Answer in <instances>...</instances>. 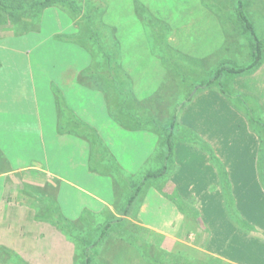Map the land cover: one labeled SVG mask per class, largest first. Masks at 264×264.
Instances as JSON below:
<instances>
[{
  "label": "crops",
  "instance_id": "1",
  "mask_svg": "<svg viewBox=\"0 0 264 264\" xmlns=\"http://www.w3.org/2000/svg\"><path fill=\"white\" fill-rule=\"evenodd\" d=\"M222 1L225 7L229 6L228 0ZM249 1L245 4L247 14L253 4L251 0L249 5ZM141 2L149 6L148 0ZM189 3L199 8L190 12V21H175L180 13L175 7L181 9L178 3L171 6L175 16L167 17L166 23L171 28L168 41L173 49L187 48L180 42L181 38L185 41L191 38L206 50L198 55L194 49L188 57L192 61H203L221 51L223 36L229 38L234 33L236 38L245 39V32L236 31V22L223 23L217 15L219 12L211 5L202 4V0ZM214 16L218 22L212 21ZM44 19L40 26L42 32L48 25L47 16ZM260 21L264 32V19ZM202 24L205 28L200 30ZM107 25L115 29L126 80L112 81L111 74L94 72L92 55L72 40L74 36L64 33L65 37L59 40L60 33L53 29L43 37L41 33L32 36L30 33L25 39L24 36L10 38L9 48L0 47V150L7 162L0 173V248L14 250L21 257L25 253L22 259L26 263L75 264L79 254L77 246L51 223L54 214L50 208L56 204L58 215L72 224H102L104 228L115 223L103 236L99 233L98 243H103V247L93 248V264H151L141 248L143 245L148 250L150 244L158 249L165 246L164 249L179 256L185 249V256L205 254L227 263L263 264L264 227L259 228L263 230L262 235L258 230L244 231L232 220L229 203H225L228 192L243 220L264 226L263 141L252 129L247 115L232 108L230 100L221 92L203 89L192 95L183 105L192 106L183 109L185 114L179 126L199 134L212 152L204 146L187 147L181 143L186 139L177 136L180 142L174 145L173 157L165 171V135L151 122L156 120L154 124L163 130L168 121L142 117L149 111L144 107L147 99L157 93H151L149 85L152 90L159 88L168 75L166 70L160 82L154 74V66L158 64L163 69L165 60L148 50L145 56L134 57L128 40L134 42L137 36L128 35L126 46L114 24ZM258 36L264 40V36ZM3 51L18 65L27 63L31 72L26 81L15 79L18 71L6 69L9 65L4 63ZM55 51H60L61 55L55 56ZM44 61L47 62L44 64ZM157 73L160 76L162 71ZM250 75L256 81L259 79L257 85L248 87L246 79L250 76L242 75L238 76L240 87L232 88L236 94L254 101L264 115V98L261 97L264 96V62ZM36 78H40L41 83ZM116 84L121 86L126 104L113 102L110 93L116 91ZM44 89L48 99L46 116L50 118L46 127L50 129L43 128L37 111L38 93ZM23 92L28 93L30 102L21 101ZM106 92H110L108 96ZM249 104L252 106L251 102ZM176 106L173 104L172 109L178 108ZM215 110V116L221 121L218 128L212 120L213 114L201 119L205 112ZM18 111L30 112L31 119L27 121L25 114H17ZM9 124L29 128L18 136L7 137L3 129ZM229 127L234 128L233 139ZM232 140L243 144L236 147ZM180 146L187 149L184 157L190 162L184 163ZM21 156L27 161H22ZM160 171L163 174L157 179L147 180L149 173ZM198 219L205 222L201 228ZM121 222L134 230L124 234V227H118ZM200 238L207 240L198 247ZM141 240L144 242L139 243ZM232 247L244 252L254 249L251 251L254 255L250 254L244 261ZM251 259L255 262L249 261Z\"/></svg>",
  "mask_w": 264,
  "mask_h": 264
},
{
  "label": "rangeland",
  "instance_id": "2",
  "mask_svg": "<svg viewBox=\"0 0 264 264\" xmlns=\"http://www.w3.org/2000/svg\"><path fill=\"white\" fill-rule=\"evenodd\" d=\"M149 2V6H145L141 0H103V2L107 5L106 10L104 11V13L101 15L100 12H98L95 16H94V20H99L100 16L102 18V21L104 23L107 24H114L117 34L120 37V40L123 39V44L126 45L125 39L128 38V35L131 34H135V36H137V40L134 42H131L130 40H128L129 44L131 45V47L129 48L131 50V54L135 53V56L133 54L134 57L137 58H141L143 56H145L147 53L146 51L148 50V52L151 51V53L154 54H159L160 56H162L166 61H167V57H171L168 56V54H166L167 57L164 56L162 51H167L165 47L171 46L168 39V34L170 33V26L168 25L167 22V17L170 19V16L173 15V17L175 16L174 14V8L175 7V3H178L181 7V9H179V7H175L176 10L178 12H180L178 15H176V19L175 21H179L180 22H188L190 21V12L191 11H199V8H196L197 6H192L195 3L190 4L189 1L190 0H148ZM194 2H197L196 0H191ZM236 1L237 0H231V4H230V0H228L229 6L226 5V8L223 9V15H224V20H226L227 18H229V16H233L234 21L236 22L237 25V32L238 33H242L245 32V29L242 25V23L239 21L238 19V12L236 9ZM253 1V4L250 5V3ZM250 0L249 1V7H248V17L250 18V20L253 22V25L255 27L256 32L259 31L257 34L260 36H264V32H263V28H262V23L260 20L264 19V0ZM213 2H215L214 0H202V4L207 5V4H214ZM216 4L212 5L211 7L215 10H217V12H219L218 7L216 6ZM159 6V8H158ZM84 7V4H83ZM194 9H193V8ZM229 8V9H228ZM204 11V8H202ZM201 10V9H200ZM161 11V12H158ZM229 12V13H228ZM61 13H64L63 11L59 10V9H55V8H50L44 11V14H42V16H40V19H42V22L45 20V16H47L46 23L47 28L45 32H42V28L40 30L38 29H34L32 32L30 31L28 34L23 35L24 39L27 38V35H29L31 33V36L33 34H39L40 35L45 36L48 35L49 32H51V30H55L56 33H60V35L57 36V39L61 40V38H63V34L66 33L67 35H73L76 34L78 31L82 32V20L83 18L81 17V15H75V18H69L67 17V15L64 13V15H62ZM222 15V12H219ZM61 15V16H60ZM189 17V20H187V18ZM179 18V20H178ZM215 18V19H214ZM214 18L212 19L213 22H216L217 16H214ZM223 20V18H222ZM172 21L170 20L169 24ZM218 22V21H217ZM223 23H225L223 21ZM261 23V24H260ZM1 24V23H0ZM41 26V23H40ZM205 26L204 24H202L199 29L202 30L204 29ZM115 30V29H114ZM87 34V33H86ZM13 37H20V36H16L15 34V28L13 27L12 24H1L0 25V47L3 46L5 48H9L8 44H9V40L10 38ZM40 37V38H42ZM260 38V37H259ZM4 39V40H3ZM37 40H39V37L37 38ZM54 40H56L54 38ZM87 40V38H86ZM191 38L189 39V41H185L181 38V43L183 45H186L187 48H179L178 49H174V51L176 52V55H172V59L170 61H176V63H174L175 65H178V68H180L181 73L184 75L183 79L181 78V76L174 74L173 70L170 69L171 67L167 66V64L165 65V67L162 69V67H158V64L156 66H154V74L159 78L160 82L161 80L164 78L165 72L166 70L168 71V75H165L166 78H164L163 84H161V86L159 88L153 89L151 88V86L149 85V91L152 92H156L154 95H151V99H147L146 104H144V107L148 108L149 111L148 113L144 114L145 117L148 116H152V117H156L158 118V120H160L161 122L164 121H169L170 118L172 119V116L174 114V110L172 109V105L175 104L177 105L176 107H179L178 110H180L177 115H178V120H180V118H182L184 116V108H189L190 106H184L183 105L187 102L186 100L188 99V96L191 94V96H195L198 93H201L202 89L200 88L201 85L204 84V82L209 81L210 79H212L215 75L216 70L220 67V66H228V67H233L236 68V66L238 67H242V66H246V64L248 63V61L250 62V54L249 52H251L252 46H251V39L248 35H246L245 39H241V38H236L234 33L229 35V38H226V35L223 36L222 38V45L224 46L221 51L219 53H215L213 56L208 57L203 59V61H192L190 59V57H188L187 54L191 55V52L194 51V49H196V53L198 55H201L200 52L202 50H206V48H202L200 47L199 44H197V42L195 40H191ZM35 41V39L33 40ZM81 41V40H80ZM194 41V42H193ZM55 42V41H54ZM81 44V45H80ZM80 46L87 49L86 46L92 44V42H88L85 40H82L80 42ZM196 44V48L195 47ZM237 44V45H236ZM57 45L55 44L54 47H56ZM127 46V45H126ZM138 47V48H137ZM147 47V48H146ZM234 48H236L235 51H237V53H235ZM44 48H41L40 50H43ZM137 50V51H136ZM232 50V51H230ZM136 51V52H134ZM139 54H142V56H140ZM43 56L46 55V52H43L42 54ZM55 56L57 55H61L60 51H55L54 53ZM2 58L4 59V63L5 65L8 64L9 66H7L6 69L9 70H16L18 71V73L15 75V79L19 78L20 81H26L27 77L29 76L31 70L29 69V66L27 65V63L25 62L24 64H21L15 60V59H8V53L6 51H3L2 53ZM178 58V59H177ZM248 58V61H246V59ZM141 60V59H140ZM246 61V62H245ZM47 61H44V64ZM51 62V61H48ZM151 62V60H150ZM264 62V61H263ZM225 63V64H223ZM145 64V63H144ZM263 64V63H262ZM17 65V66H15ZM145 65H149L148 63H146ZM193 67V69L197 68L198 72L197 73H193L191 71V68ZM4 69V68H3ZM192 69V70H193ZM211 69V70H210ZM160 70L162 71V73H160V76H158L157 72H160ZM93 71L95 72V70L93 69ZM99 71V69L97 70ZM96 71V72H97ZM148 71L152 72L153 69H149ZM210 71V72H208ZM19 72H23L22 74H20ZM154 74H152V76H154ZM191 74V75H190ZM251 73H246L244 75H246L248 79H246V83L247 85H249L248 87H253L254 85H257V81H259V79H256L252 76L251 77ZM151 76V75H149ZM242 76V75H241ZM36 77V76H35ZM264 77V76H262ZM13 79V80H15ZM37 82L40 81V78H36ZM35 79V82H36ZM239 79H238V75H234V73H229V72H225L223 73L221 79L219 82H215V84L212 86L213 90L212 92H221V90L223 91H230L231 88L234 85H238L239 86ZM41 83V81H40ZM40 83L38 85V87L40 88ZM36 85V83H35ZM155 85H157V83H155ZM195 85V86H193ZM37 86V85H36ZM240 87V86H239ZM33 88V87H32ZM233 89V88H232ZM234 90V89H233ZM252 90V89H249ZM44 91H46L44 89ZM39 90L38 93V101H39V107H37V111L40 115V117L42 118V123H43V128L44 129H50L47 128L46 125L48 126L50 123V118H47L46 116V107L48 106L47 104V91L44 92ZM253 91V90H252ZM43 92V93H42ZM15 93V92H14ZM259 95V94H258ZM21 101L23 99L28 100V102H30V96L28 95L27 92H23L22 95H20ZM264 98V96H261ZM245 100V99H244ZM185 101V102H184ZM246 101V100H245ZM231 104L233 105L232 108H234L235 110L237 109L238 111H240L235 105L236 100L233 99L232 101L230 100ZM235 104V105H234ZM252 106H254V104L252 103ZM143 107V105H142ZM183 107V108H182ZM255 107V106H254ZM185 108V109H186ZM176 110V109H175ZM236 110V111H237ZM183 111V112H182ZM3 113V112H1ZM15 113V112H14ZM206 115L202 116L201 119H205L210 113L211 115L213 114L214 118L212 119L215 122V126L216 128L220 127V122L217 118V116H215V114L217 113L216 110L214 112H205ZM241 113L243 115H246L245 113H243L241 111ZM17 114H25L24 118H26L27 121H29V119H31L30 117V112H21L18 111ZM118 114H120L118 112ZM182 116V117H181ZM114 117H116L114 115ZM22 118V117H21ZM23 118V119H24ZM224 120H227V118H223ZM222 120V121H224ZM14 124H9L6 125L5 128L3 129V132H6L5 135L8 137L9 135H20L19 133H21L22 130L27 129L29 127H24L21 125V127H13ZM230 130L229 135L231 136V139H233V137H235V133H234V128L233 127H229L228 128ZM215 130V129H213ZM136 134V133H135ZM176 136H178L180 139H186L185 142H181L183 143L185 146H198V147H203L205 145V141L201 138V136H199V134H197L195 131L193 130H184L183 127H179V130L176 133ZM233 141V140H232ZM180 140H176L175 144L179 143ZM243 143H241L242 145ZM233 145L236 147H240L241 145H239V143L233 141ZM55 149H57V151H59V147L55 146ZM187 149H185L184 146H180L179 152L181 153V156L183 157L182 159H184V163L185 161H189L187 160V156L184 157L185 152ZM51 154V153H50ZM201 158L200 156H198V159ZM20 159L22 161H27V159L23 158V156L20 157ZM190 162V161H189ZM227 198H225V203H227ZM233 204H234V210L235 212H237V206L234 200H232ZM229 210V209H228ZM238 214V212H237ZM239 215V214H238ZM198 223H199V228H201L202 225H205V222L203 220L198 219ZM102 225V224H101ZM100 225V226H101ZM112 226L115 225V223H111ZM75 226V230H78L79 232H81L80 234L84 236L83 240H79V242L82 244H78L73 238H69L67 237L70 242H72L73 245L80 246V248L82 249V247H86V249H92L93 248H102L103 247V243L102 244H97L94 245V240L99 238V233L102 234V230L100 229V227H97V229L93 228V225L90 223H80L78 226H84L83 228H78ZM85 226H87L88 228H86ZM124 227L123 228V233H127V232H131L132 230H134V228L132 226H130L129 224H124L123 222L118 224V227ZM251 227H254L256 229V231L258 230V232H262L263 230H260V227H264L262 225H260L259 223H255V224H251L249 225ZM91 228H93L94 230H92ZM130 229V230H129ZM201 232V231H200ZM261 234V233H260ZM199 235L203 236V233H200ZM262 235V234H261ZM206 236V235H205ZM89 238L90 240H87L85 238ZM207 239L206 238H200L198 239V247L203 246L202 243H205ZM233 240V239H232ZM96 241V240H95ZM108 240H105V242H107ZM144 241L141 240L139 243H143ZM195 241H193L194 243ZM150 248L147 250L144 248L143 245H141V248L143 249V252L147 254V256L149 257V259L154 262V263H164V264H169L171 259H174V257L179 256V254H175L172 251L167 250V248L164 249L165 246L161 245V248H154V246H152V244H150ZM163 247V249H162ZM175 247V246H174ZM2 248V247H1ZM0 248V264H22L21 262H24V260L22 259L23 257L25 258V253L24 255H22V257L20 256V254L14 253V250H10V252L4 253L6 251H4L3 249ZM7 249V248H6ZM232 250L236 253H240L242 256V260H248L253 252L254 249L251 250H245L241 251L240 249L238 250L237 248L232 247ZM182 255H184L183 253H185V249L183 251H181ZM18 255L19 259H21V261L16 260L14 263V259H13V255ZM191 256V258L193 257H198L199 259H207L210 258V255H205V254H199V255H189V257ZM80 257V254L78 256V259ZM171 258V259H170ZM212 258V257H211ZM215 258V257H213ZM39 259V257H38ZM162 261H160V260ZM249 261H254V260H249ZM255 262V261H254ZM227 263V262H225ZM26 264H31V262H27ZM32 264H36V262L32 263ZM58 264V263H57ZM227 264H235L234 262H230ZM264 264V263H263Z\"/></svg>",
  "mask_w": 264,
  "mask_h": 264
},
{
  "label": "trees",
  "instance_id": "3",
  "mask_svg": "<svg viewBox=\"0 0 264 264\" xmlns=\"http://www.w3.org/2000/svg\"><path fill=\"white\" fill-rule=\"evenodd\" d=\"M213 2L218 7L219 12H222V15L219 13L218 16L223 18V9L226 8L225 4L222 0H214ZM247 0H237L236 1V9L238 14V19L242 23L246 35H248L251 39V54H250V62L246 64V66L238 67H228V66H220L212 79L209 81L206 80L203 85H201V89H212V86L215 84V82H219L223 73L229 72L234 73V75H244L247 72L251 73L258 69L263 61H264V40L259 38L255 27L253 25V22L248 17L246 10H245V4ZM84 4V7H83ZM209 4V5H214ZM210 7V6H209ZM50 8H55L63 11L67 16H69L71 19L75 18V15H81L83 18L82 20V32H77L76 34H73L74 38L72 39L75 43L80 44L82 40L92 42V44L86 46V50L92 55L93 57V66L92 69L97 71L99 69L100 72H103L104 74L108 75L111 74L112 81H121L122 79L126 80L125 77V71L121 65V51L119 48L118 41L115 37V30L113 27L108 26L106 23L102 21V18L100 16L99 20H94V16L100 12L102 15L104 11L107 8V5L103 2V0H0V23L1 24H12L15 28V34L16 36H23L25 34H28L30 31L32 32L34 29H40V23H42V19H40V16L44 14V11ZM212 8V7H211ZM213 9V8H212ZM215 10V9H214ZM217 11V10H216ZM222 21V22H223ZM235 22L233 19V16H229V18L226 19V22ZM0 24V25H1ZM87 33V34H86ZM65 37V36H64ZM63 37V38H64ZM87 38V40H86ZM81 40V41H80ZM81 45V44H80ZM167 51H162L164 56L168 54V56L176 55V52L171 46L165 47ZM167 57V61L165 60V63L167 66L171 67L175 74L181 76L183 79V74L181 73L182 70L178 68V65H175L176 61H170L172 58ZM178 59V58H177ZM225 64V63H223ZM1 66V61H0ZM191 68V71L193 73H197L198 69ZM191 75V74H190ZM124 80V81H125ZM184 80V79H183ZM106 83L109 84V82L106 79ZM106 84V85H107ZM110 87L111 85H107ZM106 89H108V87ZM195 86V85H193ZM116 91L114 93L106 92L107 96L108 93H110L111 97H113V102L119 103V104H126V100L122 98L123 92H121V86L119 84H116ZM221 93L225 95L229 100L235 99V106L245 113L250 121V124L252 126V129L261 137V140L263 141V152H264V115L263 113L258 109V105L254 102L249 100L247 97L236 94L234 90L231 88L230 91H222ZM62 97L60 96V99ZM192 98L191 94L188 96L187 102L190 101ZM246 101H245V100ZM253 103L255 107L250 106L249 103ZM252 105V104H251ZM179 108V107H178ZM178 108L174 109V114L172 116V119L167 122V124L164 126L163 130L161 129V126L159 127L155 125V121L151 122L152 126H155V128H160L159 133L165 135V148L166 151V162L167 166H165V171L168 170V162L173 157L174 153V145L175 141L177 139L176 133L179 130V120L177 113L180 111ZM143 119H147L145 116H142ZM136 119V118H134ZM148 119L154 120V117L150 116ZM205 148H207L209 151L212 152V149L204 145ZM214 155V154H213ZM7 165L6 160L3 157V153L0 150V173L5 169ZM163 174V171L161 172H151L149 173L147 177L148 179H157L160 175ZM140 190V189H139ZM139 190L136 192V194L139 192ZM135 194V195H136ZM8 197V196H7ZM135 198H131V201ZM226 198L227 203H229V211L230 216L232 220L237 224L241 229L244 231L249 232H256L254 227H251L250 223L246 222L242 219L240 215L237 214L234 210V204L232 202V198L229 196L228 192H226ZM178 202L179 199L177 198ZM182 204V203H180ZM182 206V205H181ZM50 211L53 216V221L51 222L58 230L63 232L67 237L73 238L78 244L82 245L79 240H83L84 236L81 235L78 230V228H83L84 226H78L79 224H72L66 221L62 220V216L58 215L57 206L53 208H50ZM45 212L43 211V214ZM93 225V228L97 229V227H100L102 230L101 236H103L106 233V229H109L112 225L107 224L104 226V228H101V226H96L93 223H90ZM78 230H75V226ZM105 225V224H104ZM88 228L87 226H85ZM91 228L92 230H94ZM113 228V226H112ZM87 240H90L88 237L85 238ZM101 238L94 240V245H96ZM3 249L4 253L10 252L9 249L1 248ZM91 251V253H90ZM78 252L80 254V257L78 259L79 254L77 255V261L75 264H93V255H92V249H86V247L80 248L78 246ZM15 253V252H14ZM14 263H16V260L21 261L19 259L18 255H13ZM171 259V258H170ZM160 260V259H158ZM151 261V260H150ZM162 261V260H160ZM22 264H26V262H21ZM151 264H164V263H154L151 261ZM169 264H226L225 261L217 258H207V259H195L190 258L189 256L181 255L174 257V259H171Z\"/></svg>",
  "mask_w": 264,
  "mask_h": 264
}]
</instances>
